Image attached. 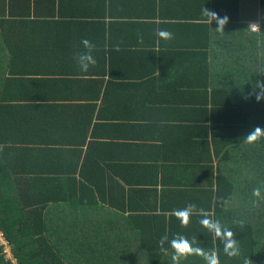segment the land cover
Wrapping results in <instances>:
<instances>
[{"label": "crops", "instance_id": "0c3cea01", "mask_svg": "<svg viewBox=\"0 0 264 264\" xmlns=\"http://www.w3.org/2000/svg\"><path fill=\"white\" fill-rule=\"evenodd\" d=\"M50 5L64 19L35 11ZM204 8L228 16L226 0H0L5 190L15 195L28 182L30 196L60 199L45 205L46 235L67 243L73 231L144 228L153 242L138 245L156 246L185 228L173 210L194 203L215 218L211 190L225 149L213 138V102L225 100L226 42L239 38L246 57L262 50L264 0H240L238 23L228 19L223 32ZM84 38L97 61L88 73L73 59ZM15 203V217L27 219Z\"/></svg>", "mask_w": 264, "mask_h": 264}, {"label": "trees", "instance_id": "16d2710c", "mask_svg": "<svg viewBox=\"0 0 264 264\" xmlns=\"http://www.w3.org/2000/svg\"><path fill=\"white\" fill-rule=\"evenodd\" d=\"M239 2L240 0H226L230 23H238ZM54 6H36L35 11H46V18L64 19L63 8ZM16 10L26 16L31 14L30 8L17 7ZM56 26L57 23H51V29ZM4 43L7 45V40L4 39ZM240 45L239 38L227 39L226 49H229L226 52V90H220L225 100L213 102V106H216L212 119L213 138L216 143H222L225 152L217 169V184L211 190V201L216 203L214 219L236 234L241 255L231 259L225 256L219 241L198 223L199 220L190 227L188 225L180 229L179 234L189 239L196 237L198 246L205 249L219 248L220 264H244L246 258H250L253 264H264V200L258 201L255 206L252 204L257 199L252 195L253 189L264 185V137L252 144L243 142L256 127L264 129V99L259 102L256 100L257 94L264 93V88H259L264 85V33L262 50L258 54L251 51L246 57L242 55L243 50L238 48ZM6 169L0 161V230L11 244L19 264H171L170 251L161 252L159 245H138L141 241L153 242L149 241V230L144 228L100 231L99 235L95 231L84 230V235L81 236L73 235V231L67 243H63L55 235H46V224L42 216L45 205L59 203L60 199L30 196L28 182L23 185L19 181L15 190V195L19 197H16L12 191L5 190L7 182L2 172ZM252 174H257V179ZM16 200H20L19 209L25 210L22 213L27 211V219L15 217L18 211ZM221 200L222 205L219 203ZM30 207L33 209L29 211ZM238 220L245 222L243 227L236 223ZM170 232L169 239H172L176 236V231L172 236ZM125 235L134 241L130 243ZM97 236H100L99 240L101 237L105 239L98 241ZM165 246L168 247L167 244ZM64 248L80 251L81 255L71 260L65 257ZM140 253L147 256L141 257ZM89 255H94L95 259L89 258ZM0 264H13L6 260L2 247ZM181 264H204V261L200 257L190 256Z\"/></svg>", "mask_w": 264, "mask_h": 264}, {"label": "clouds", "instance_id": "9594fccd", "mask_svg": "<svg viewBox=\"0 0 264 264\" xmlns=\"http://www.w3.org/2000/svg\"><path fill=\"white\" fill-rule=\"evenodd\" d=\"M203 14L208 18L210 25L213 21L217 22L218 28L216 31L223 32L225 25L228 23L227 17L220 19L215 12L209 11L205 8ZM252 27L258 28L256 25L251 26V28ZM155 34L164 41H170L174 38L173 33L166 29H157ZM137 40L140 44L144 43L142 34H138ZM81 44L83 50L75 51L73 53V59L81 73H88L90 67H94L97 63L93 55L95 45L86 38L82 39ZM259 88H264V85H260ZM262 99H264V93L256 95L257 102ZM262 137H264V129L256 127L243 139V142L252 144ZM262 191H264V185L253 189L252 195L257 198L252 201L254 206L258 201L264 200ZM219 203L222 205L223 201L221 200ZM171 214L176 217L182 227H187L189 225L192 216L196 215L201 217L198 223L206 229L215 240L219 241L224 255L230 259L240 257L241 249L239 242L235 239L236 234L231 229L222 225L219 220L214 219L211 212L206 211L203 208H198L194 203H188L184 208L173 210ZM236 223H238L240 227H243L245 222L243 220H238ZM158 244L161 252H171V264H181L182 261L187 260L190 256L202 258L204 264H220V249L217 247L211 249L200 247L198 246L196 237L189 239L185 235L177 234L172 239H169V237L165 235L159 240ZM166 244L168 247L165 246ZM244 264H253V262L250 258H246Z\"/></svg>", "mask_w": 264, "mask_h": 264}, {"label": "built area", "instance_id": "2783aa9c", "mask_svg": "<svg viewBox=\"0 0 264 264\" xmlns=\"http://www.w3.org/2000/svg\"><path fill=\"white\" fill-rule=\"evenodd\" d=\"M253 25H256V24L250 25V28ZM256 26L258 27V25H256ZM251 30L254 31V32H258V28H255V27H252ZM0 247L3 248V254H4L6 260L11 261L13 264H19L17 262V259L15 258V255L12 252V246H11V244L7 240L4 232L1 231V230H0Z\"/></svg>", "mask_w": 264, "mask_h": 264}]
</instances>
